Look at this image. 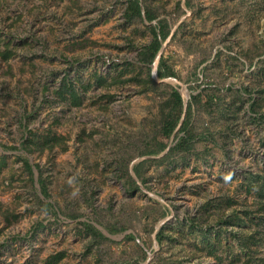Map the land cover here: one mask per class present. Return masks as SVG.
<instances>
[{
    "label": "rangeland",
    "instance_id": "1",
    "mask_svg": "<svg viewBox=\"0 0 264 264\" xmlns=\"http://www.w3.org/2000/svg\"><path fill=\"white\" fill-rule=\"evenodd\" d=\"M138 2L0 0V264H264V0Z\"/></svg>",
    "mask_w": 264,
    "mask_h": 264
},
{
    "label": "trees",
    "instance_id": "2",
    "mask_svg": "<svg viewBox=\"0 0 264 264\" xmlns=\"http://www.w3.org/2000/svg\"><path fill=\"white\" fill-rule=\"evenodd\" d=\"M128 4L129 6L131 7L132 10H134L135 12H137L138 14H140V6H139V2L138 0H128ZM151 15H149L147 13V18L148 19H151ZM166 37V33L163 31V28L161 27V25H159V38L160 39H164ZM159 38L157 37V34L154 33V38L153 40L145 47V52L142 53V55H147V63H151L159 49V44H160V41H159ZM162 58L160 57L159 58V62H158V68H157V75L159 77H165V76H173V73L171 71H162L161 70V67L162 66ZM100 80H102V78H100ZM174 95H175V98L177 101H180L181 98H180V94L177 90H174ZM59 93L60 95H65V93H67L69 95V97L72 99V102H76L78 101V97H77V93L75 91V89L72 87V86H69L67 85L65 82H63V84L60 86L59 88ZM52 140H58V137L53 136L52 137ZM45 143V142H44ZM24 164L26 166V168L28 169L30 175L33 174V171H32V168H31V165L28 163V160L27 158H24ZM133 172L134 174L139 178L140 177V174L139 172L137 171L136 167H133ZM128 179H130V176H127V178L125 179L124 181V185L126 186L127 182H128ZM38 181V184H39V187H40V192L42 194V196L44 198H48L49 197V193L47 191V187L43 181V179L41 177H39L37 179ZM126 188L128 189L129 186L127 185ZM261 197L264 198V182L262 183V186H261V194H260ZM45 206L47 207H50V203H44ZM235 218L242 221V217L235 214ZM88 227H90L91 229H93V227L91 225L88 224ZM158 236V235H157ZM160 237V236H159ZM158 237V238H159Z\"/></svg>",
    "mask_w": 264,
    "mask_h": 264
}]
</instances>
